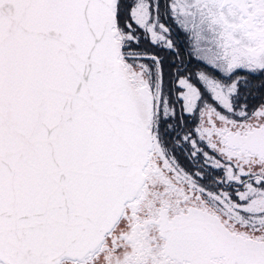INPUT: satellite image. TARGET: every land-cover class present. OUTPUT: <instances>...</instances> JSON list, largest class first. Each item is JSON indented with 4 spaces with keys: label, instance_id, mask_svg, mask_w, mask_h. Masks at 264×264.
<instances>
[{
    "label": "snow or ice",
    "instance_id": "snow-or-ice-1",
    "mask_svg": "<svg viewBox=\"0 0 264 264\" xmlns=\"http://www.w3.org/2000/svg\"><path fill=\"white\" fill-rule=\"evenodd\" d=\"M0 264H264V0H0Z\"/></svg>",
    "mask_w": 264,
    "mask_h": 264
},
{
    "label": "trees",
    "instance_id": "trees-1",
    "mask_svg": "<svg viewBox=\"0 0 264 264\" xmlns=\"http://www.w3.org/2000/svg\"><path fill=\"white\" fill-rule=\"evenodd\" d=\"M183 39V37H181Z\"/></svg>",
    "mask_w": 264,
    "mask_h": 264
}]
</instances>
